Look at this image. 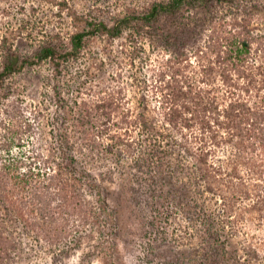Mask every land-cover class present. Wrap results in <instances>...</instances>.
Returning <instances> with one entry per match:
<instances>
[{
	"label": "rangeland",
	"instance_id": "374dc122",
	"mask_svg": "<svg viewBox=\"0 0 264 264\" xmlns=\"http://www.w3.org/2000/svg\"><path fill=\"white\" fill-rule=\"evenodd\" d=\"M167 1L0 0V68L3 39L24 58L46 45L65 51L75 31L71 14L112 25ZM207 7L213 21L248 17L249 29L264 35V0L213 1ZM147 31H125L117 40L90 37L60 72L43 62L0 87V134L16 125V114L18 123L32 125L22 148L10 153L19 163L11 175L21 181L15 179L0 203V263L264 264V204L241 197L237 215L235 203L223 215L220 201L192 183L191 162L176 147V135L160 128L150 83L167 54ZM255 59L264 65V53ZM110 92L117 104L112 116L135 123L127 136L84 106ZM5 142L0 140L2 162L8 160ZM28 180L45 187L48 231L38 228L37 207L21 200ZM254 184L264 185V177ZM241 191L255 193L251 186Z\"/></svg>",
	"mask_w": 264,
	"mask_h": 264
},
{
	"label": "trees",
	"instance_id": "16d2710c",
	"mask_svg": "<svg viewBox=\"0 0 264 264\" xmlns=\"http://www.w3.org/2000/svg\"><path fill=\"white\" fill-rule=\"evenodd\" d=\"M213 1L222 0L153 3L143 13L116 18L112 25L71 14L75 31L70 37V48L59 51L50 45L42 46L32 58L15 54L7 39H3L0 87L9 77L43 62L60 72L61 65L74 59L90 37L102 34L117 40L125 31L143 35L151 29L156 34L154 40L163 44L167 54L165 60L158 62L150 83L158 104L160 128H169L178 138L176 147L191 162L192 183L220 201L223 215L231 214L235 203L237 215L236 204L241 197L264 204V185L254 184L264 177V65L255 59L264 53V35L249 29L248 17L234 18L231 24L223 19L213 21L207 7ZM185 18L189 23L184 22ZM201 23L209 26L201 30ZM84 106L93 108L96 118H105L108 125L122 130L125 136L135 127L133 121L126 120L128 116H112L117 107L114 93H106L96 105ZM19 118L18 114L13 116L16 125L4 128L5 134H0L8 152V160L0 161L1 204L9 187L17 185L15 179L21 181L19 176L11 175L13 168L19 170L18 161L10 157L11 149H21L24 137L32 130L31 124L18 123ZM141 123L147 126L146 121ZM106 126L103 131L107 132ZM158 134L157 138L162 136L161 132ZM158 146L154 144V152ZM158 167L163 168L164 164L160 162ZM163 182L166 186L165 179ZM26 184L25 199H20L32 210L37 207L38 228L48 231L47 215L42 218L46 209L42 194L45 187L29 180ZM247 186L252 187L253 195L241 191ZM107 216L111 219V213ZM4 226L0 221V231ZM9 259H2L0 264H12L14 259Z\"/></svg>",
	"mask_w": 264,
	"mask_h": 264
}]
</instances>
